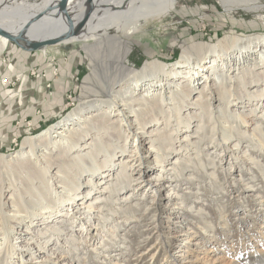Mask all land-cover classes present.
Returning <instances> with one entry per match:
<instances>
[{
  "label": "bare ground",
  "instance_id": "6f19581e",
  "mask_svg": "<svg viewBox=\"0 0 264 264\" xmlns=\"http://www.w3.org/2000/svg\"><path fill=\"white\" fill-rule=\"evenodd\" d=\"M44 1L43 6L5 5L0 9V24L17 33V29L28 19L46 8L49 3L58 0ZM179 1L71 0L69 14L74 27L85 20L86 22L79 32L58 45L61 47L81 41L88 42L85 50L90 57L91 72L84 81L82 93L89 90V95L57 125L38 136L26 138L22 150L9 157L0 156V264H26L20 261V257L23 258L25 251H28L27 246L29 249L33 246L38 247L36 251L39 252L38 255L28 252V255L36 259L40 258L43 252L49 253L52 249L49 248L50 244L58 247L63 239L70 243L67 258L73 261V255L78 250V239L73 242L72 238L63 236L64 230L71 228L75 231L74 228L78 225L80 228H86L84 223L75 217L71 218L70 224L67 220H60L64 224L59 225L57 221L53 225L47 222L37 233L39 238H26L24 239L26 245L20 244L19 248L11 244L15 238L10 236L9 229L17 227L19 235L22 234L23 228L33 231L32 224L37 212L48 214L44 220L54 217L52 218L54 221L61 216V212L68 210L67 202H71L70 208L81 195L79 200L84 204L88 200H91V204L95 200L105 203L106 200L101 199V194L91 197L95 188V194L109 192V195L113 196L126 186L131 187L134 182H140L141 178V184L154 186L156 193L163 185L168 186L163 182L168 177L166 172L163 175L156 172V175L151 176V171L157 170L155 169L157 166L166 169L164 164L169 162L173 170L179 174L181 170L190 168V164L194 163L190 150L196 152L198 161L209 157V161L202 164L203 167L207 164L216 166L212 162L210 152L206 151L209 148H202L205 141L214 146L227 147V142L237 134L240 140L247 136L248 131L243 130L242 125L246 120V113L245 110L240 111V108H244L245 105L242 99L247 85L251 88L247 92L250 99L264 96V87L260 84L264 83V34L240 35L235 31L216 43L196 41L185 43L180 58L172 64L173 68L157 59L148 61L141 69H134L125 63L132 50L130 37L139 28V23L148 17L171 14ZM218 1L227 14L242 10L244 13L264 18V0ZM3 2L4 0H0V6ZM30 11L32 15L18 20L20 15ZM69 30L71 29L67 17L61 11H54L31 24L23 36L26 40H39L57 37L70 32ZM2 38L0 45L5 47L9 42L5 37ZM91 40L94 42L89 43ZM103 57L115 58L112 62L116 65L115 74L117 73V77L110 80V84L107 85L109 88L105 98L100 95L97 83L92 81L98 76V71L104 64ZM73 61L78 62L79 59L73 55ZM210 62L213 63L210 65L208 64ZM206 64L210 65L208 71L201 74ZM203 76L210 80L202 81ZM207 82H210L213 88L208 87ZM233 103L242 106L236 108L234 113H229ZM189 106L192 109L184 115ZM154 122L159 127L150 130L152 127L148 125ZM256 123L249 135L252 138L254 134L257 139L252 138V146L255 141H260L264 147V125L258 121ZM131 125H134V128H131ZM181 132L182 140L175 136ZM130 138L139 141V145L135 147L133 143L130 145ZM240 140L233 146L239 147ZM145 141L149 142L148 150L155 152L154 160L150 164L142 162L141 157L135 161L131 159L133 155L130 158L126 155L134 148L131 152H135L136 156L140 152L139 146L143 147ZM176 143H179L181 154L184 149L190 154L181 164H177L178 159L174 162L167 160L171 150L175 151ZM254 144L262 150L259 144ZM249 149L242 150L243 155L250 161L248 169H251L252 165L260 166L261 160L250 153ZM86 158H90L92 162L82 164ZM135 171L140 177L133 176ZM83 175L88 176L86 181L83 180ZM148 176L150 178H145ZM106 178L109 179L105 181ZM152 179L156 181L155 185ZM102 184L105 186L102 187ZM83 187L88 189L82 193ZM171 191H174V187L170 188ZM106 197L105 199H108ZM124 199L122 198V201ZM117 201H121V198ZM161 206L160 203L156 206L157 213H162ZM78 211L80 212L79 209ZM65 214L68 217L69 213ZM83 214L88 220L87 223L92 224L90 215L85 212ZM185 220L190 222L184 218L180 223ZM66 223L69 224L68 227L65 226ZM214 226L209 224L211 228ZM84 232L78 236L83 242L89 237L86 235L84 239L82 237ZM10 246L12 253L9 250ZM15 255L19 256L16 261ZM249 256L245 260L237 257L230 264H264V248L257 252L252 251ZM79 258L77 257L78 264H82Z\"/></svg>",
  "mask_w": 264,
  "mask_h": 264
},
{
  "label": "rangeland",
  "instance_id": "374dc122",
  "mask_svg": "<svg viewBox=\"0 0 264 264\" xmlns=\"http://www.w3.org/2000/svg\"><path fill=\"white\" fill-rule=\"evenodd\" d=\"M43 2L45 1L4 0L0 9L5 5L16 7L17 5L39 4V6H43ZM31 13L32 11L20 15L18 20L32 15ZM138 27L130 37L132 50L125 63L134 69H141L148 61L157 59L173 68L172 64L180 58L185 43L192 41L216 43L230 32L235 31L240 35L264 34V18L255 17L242 10L227 14L218 0H180L171 14L162 17H148L144 22H140ZM1 38L2 36H0ZM8 42L5 47L0 45V86L3 88L4 99L9 98L7 100L10 102L21 98L31 101L32 95L24 97L23 94L28 79L46 78V83L41 85L46 93L47 105L45 109L57 114L53 116L46 114L45 123L39 127L34 126L31 115L24 117L19 120L23 126V132L18 137L15 135L16 137L9 138L5 131H0V156L6 157L22 150L23 141L26 138H33L49 130L78 107L83 98L89 95V90L82 93V87L91 72L90 57L85 50V45L88 42L81 41L74 45L61 47L58 44L51 45L37 51H27L14 42L9 40ZM92 42L94 41H89V43ZM46 50L48 51L46 52ZM40 53H48L49 56L44 55V58H48L42 62L30 60L33 58L32 56ZM73 55L79 59L78 62L73 61ZM113 60L115 58L103 57L102 63L104 61V64L100 67L98 76L92 80L97 83L103 98L106 97L105 94L109 88L107 85L110 84V80L117 77V73L115 74L116 65L112 62ZM74 63H78L79 66L75 68ZM208 64L204 66V71L201 74L208 71L210 66ZM76 69L79 70V73L75 75L74 70ZM49 74L52 79L49 78ZM203 78L202 81L210 80L205 76ZM70 81L74 83V86L69 84ZM206 84L209 87L211 83L207 82ZM260 84L261 87H264V83ZM245 88L242 99L245 105L244 108H240V111L245 110L246 113L245 117L248 122L246 120L241 122L243 130L247 129L248 131L247 138L240 140L237 134L227 142V147L214 146V144H207L206 141L202 145L203 149L209 148L206 151L210 152L212 162L216 166L207 164L203 167L204 163L209 161V157H203V161H198L196 152L190 150L194 163L190 164V168L181 170V173L177 174L169 162L164 164L166 169L159 165L155 168L157 170L151 171V176L156 175V172L162 175L165 172L168 174V177L163 181L168 186L163 185L159 189L160 191H156V193L158 192L156 202H154L156 196L154 186L141 184V178H139L140 182H134L131 187L126 186L124 190L114 193L113 196H110L109 192L95 194V188L91 197L101 194V199L106 200L105 203L95 200L92 205L91 200H88L84 204L82 200H79L82 195L70 208L71 204L69 203L71 202H67L66 209L68 210L64 213L68 212V217L61 212V216L54 221H52L54 217L44 220L48 214L37 212L32 224L35 230L27 231L20 227L22 234L19 235L17 227L9 229L10 236L15 238L11 242L13 246L19 248L20 244L26 245L24 242L26 238H39L37 233L45 227L47 222L53 225L57 221L59 225L60 223L64 224L60 220H67L69 221L67 223L70 224L71 218L75 217L84 223L86 228H80L78 225L75 226V231L71 228L64 230L63 236L72 238L73 242L78 239V250L73 255V261L67 258V251L71 247L65 239L60 241L61 244L57 245L58 247L50 244L49 248L52 249L49 253L43 252L41 257L36 259H33L34 256L28 255V252L38 255L39 252L36 253L38 247L33 246L29 249L27 246L28 251H25L23 258L20 257V261L26 264H66L65 262L78 264L77 257H80L82 264H230L237 257L245 260L250 257L252 251L262 250L264 248V147L262 143H259L260 141L254 143L259 144L262 150H259L254 143L252 146V138L256 139V137L253 134L250 138L249 135L253 132L252 128L257 124V121L264 125V96L250 99L247 92L251 88L249 85ZM59 91L61 96L58 98H63L64 101L62 109L56 111L54 95H59ZM232 105L229 113H234L236 108L242 106L241 104L236 106V103ZM187 109L189 110L184 109L186 111L184 115L192 108L189 106ZM43 111L42 106L35 108V113L38 115H43ZM238 112L237 110L236 113ZM128 120L130 121V118ZM16 122L18 123V119L14 121L15 124ZM156 124V122L149 124L148 126L152 127L150 130L159 127ZM238 125H240L239 122ZM131 128H134V125H131ZM175 136L182 140L183 132L175 134ZM237 140H240L239 147L233 146L238 142ZM132 143L134 147L139 145V141L136 142L130 138L129 144L132 145ZM179 143L174 145L175 151L171 150V154L167 157L168 161L174 162L178 159L177 164H181L182 160L189 157L190 154H187L186 149L181 154ZM148 148L149 142L145 141L143 147L139 146L140 152L136 156L135 152H131L134 151V148H131L126 155L129 158L133 155L131 159H135V161L141 157L142 162L150 164L154 160L155 152H151ZM248 149L257 159L261 160L260 166L252 165V168L248 169L250 161L242 152V150ZM85 162L89 164L92 161L90 158H86L81 163ZM138 164L139 162L136 163V165ZM134 175L136 178L140 177L136 171L133 172ZM86 176L83 175L85 181ZM109 178H106L105 181ZM145 178L148 179L150 176ZM155 182L152 179L153 185ZM102 185V187L105 186ZM171 187H174V191L170 192ZM87 189L83 187L81 192L83 193ZM60 190L61 188H59ZM106 196L108 199H105ZM118 198H121V201L118 202ZM122 198L128 199L127 202L124 201L125 199L122 201ZM174 198L175 200H172ZM131 201L133 202L130 203ZM159 203L162 205V213L156 212V206ZM74 207L76 208L73 210ZM83 212L90 215L92 224L87 223L88 220L84 218ZM181 216L182 218H180ZM184 218L190 222L185 220L180 223ZM209 222L216 228L209 227ZM67 223L65 226L68 227ZM205 226L208 227L207 230ZM83 232L84 239L86 235H89L87 241L84 242L81 241V237H78ZM56 236L58 235L56 234ZM33 242L31 241V243ZM9 250L10 253L13 252L11 246ZM18 257L15 255L14 260L16 261Z\"/></svg>",
  "mask_w": 264,
  "mask_h": 264
},
{
  "label": "crops",
  "instance_id": "0c3cea01",
  "mask_svg": "<svg viewBox=\"0 0 264 264\" xmlns=\"http://www.w3.org/2000/svg\"><path fill=\"white\" fill-rule=\"evenodd\" d=\"M49 53V52H48ZM48 53H40L35 56H32L33 58H30L33 62L37 61H44L47 58H44V55L49 56ZM51 56V55H50ZM73 62L71 63V65ZM75 68L79 66L78 63H74ZM73 70V69H72ZM79 70H74V74H78ZM49 78L52 79V76L49 74ZM46 78L38 79V80H30L28 79L25 91H24V97L26 95H32L31 101L25 98H21L18 100H14V102H10L9 98L4 99V96L2 95L3 88L0 86V131H5L7 133V136L10 138H14L16 135L17 137L23 132V126L19 120H22L24 117H27L29 115L32 116V121L34 126L39 127L42 125V123H45V116L46 114H49V116H53L54 114H57L55 112H49L46 110V93L45 89L41 88V85H44L46 83ZM69 84L74 86V83L72 81L69 82ZM44 90V91H42ZM42 91V92H41ZM59 95H54V98L56 99L54 102L56 104V111L62 109L63 105V98H58V96H61V92H58ZM59 99H61L59 101ZM57 102V103H56ZM37 106L43 107V115H38L35 113V108ZM18 119V123H14ZM15 136V137H16Z\"/></svg>",
  "mask_w": 264,
  "mask_h": 264
},
{
  "label": "water",
  "instance_id": "95a60500",
  "mask_svg": "<svg viewBox=\"0 0 264 264\" xmlns=\"http://www.w3.org/2000/svg\"><path fill=\"white\" fill-rule=\"evenodd\" d=\"M92 2V0H89ZM71 0H58L56 2H51L48 4L46 8L43 10L37 12L34 16H32L30 19H28L21 28H18V32L15 33L11 31L10 29L4 27L0 24V36L5 37L11 42H14L21 48L27 51H37L44 49L51 45H57L60 44L62 41H65L73 36V34H76L79 32L81 28H83L85 21L80 23L78 26L74 27L73 25V19L71 18V15L69 14V6H70ZM54 11H61L66 17L67 21L69 22V27L71 30L70 32H66L65 34H61L57 37H48L44 39L39 40H26L24 38V34L27 31V29L33 24L35 21H39L41 18H43L46 15H50ZM74 28V30H73ZM25 44H24V43Z\"/></svg>",
  "mask_w": 264,
  "mask_h": 264
}]
</instances>
